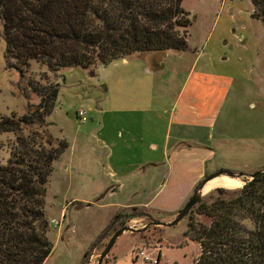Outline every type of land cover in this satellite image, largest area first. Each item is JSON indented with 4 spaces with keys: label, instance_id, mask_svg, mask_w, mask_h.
Wrapping results in <instances>:
<instances>
[{
    "label": "rangeland",
    "instance_id": "obj_1",
    "mask_svg": "<svg viewBox=\"0 0 264 264\" xmlns=\"http://www.w3.org/2000/svg\"><path fill=\"white\" fill-rule=\"evenodd\" d=\"M251 2L183 0L191 16L189 48L167 51L163 71L154 68L152 53L91 70L74 67L53 73L36 61L26 69L12 68L6 64V44L0 38V120L18 119L39 104L30 86L60 83L54 111L43 124L0 134L2 165L11 159L18 136L39 133L49 136L53 147L67 144L53 162L46 185L45 214L53 250L44 264H98L105 246L123 227L130 230L118 237L102 264H195L200 244L186 234L188 217L174 226L163 225L179 213L171 212L192 197L195 184L205 179L201 174L209 178L223 173L206 183L215 182L204 194L208 199L213 187L241 189L264 167V24L252 17ZM191 68L210 74L196 73L176 106L172 96ZM190 93H196L195 102H189ZM188 104L194 108L191 114ZM142 106L156 111L143 113ZM125 107L137 110H121ZM81 109L87 111L85 123L77 117ZM175 111L180 113L176 121L187 118L196 125H169ZM205 122L210 126H203ZM111 149L113 165H121L123 172L156 160L157 178L124 182L114 191L118 184L103 168L109 162L104 152L111 157ZM194 218L206 221L198 214ZM142 252L153 260H143Z\"/></svg>",
    "mask_w": 264,
    "mask_h": 264
},
{
    "label": "trees",
    "instance_id": "obj_2",
    "mask_svg": "<svg viewBox=\"0 0 264 264\" xmlns=\"http://www.w3.org/2000/svg\"><path fill=\"white\" fill-rule=\"evenodd\" d=\"M251 1L252 17L264 24V0ZM182 2L0 0L6 64L26 69L36 61L58 73L74 67L97 69L143 53L186 51L191 16ZM30 87L39 95V104L18 119L2 118L0 134L43 124L54 111L60 83ZM66 146L63 142L53 147L52 139L39 133L18 136L11 159L0 164V264H44L50 257L46 185L53 162ZM197 214L206 221L196 220ZM187 217L186 234L200 244L195 264H264V175L246 181L241 189L215 188Z\"/></svg>",
    "mask_w": 264,
    "mask_h": 264
},
{
    "label": "crops",
    "instance_id": "obj_3",
    "mask_svg": "<svg viewBox=\"0 0 264 264\" xmlns=\"http://www.w3.org/2000/svg\"><path fill=\"white\" fill-rule=\"evenodd\" d=\"M166 55H167V52L166 53H163V54H161V53H152V60H153V62H154V68L156 69V68H161V71H163V67L165 66V64H164V59H165V57H166ZM156 56H158V57H156ZM155 58H158V59H156L155 60ZM128 61V58H126V59H124V62L126 63ZM196 63L198 64V59L196 60ZM148 72H150V73H152L153 72V70L152 69H150ZM175 72H176V70H175ZM198 72H200V71H198ZM198 72H196L195 71V69L194 68H191L190 69V71L188 72V75H187V77H186V80L184 81V83H182L181 84V86H179L178 87V89L175 91V93H174V95L172 96L174 99L172 100V101H174V105H176V106H179L180 105V103H181V101L184 99V97H185V95H186V92H187V89H188V85H189V83H191V80H192V78L195 76V74L196 73H198ZM198 74H200V75H208V74H210V71H207V70H204V71H202V72H200V73H198ZM174 78V77H173ZM175 82H174V79H171L170 80V82H169V84H170V86H171V88H173V84H174ZM163 94L165 95V93H164V91H163ZM190 98H191V100H189V102L190 101H192L193 99V101L195 102L197 99H196V93L195 94H192V93H190V96H189ZM161 99H162V94H161V97H159V102H160V104H161ZM188 106L190 107V110L188 111V113L189 114H191V112H192V110L194 109L193 108V106L192 105H190V104H188ZM133 107H135V106H133ZM173 108H174V106H172ZM131 108V109H130ZM121 110H124V111H127V112H131V111H136L137 109H132V107H125V108H122ZM140 110L141 111H143V113L144 112H155L156 111V109H153V108H151V107H140ZM118 113H121V112H118ZM175 113H176V111H175ZM106 114V113H105ZM104 114V115H105ZM180 115V113L179 112H177L176 114H174V115H171L170 117H169V125H170V121L171 122H173V121H176L175 120V118L176 117H178ZM206 123V124H205ZM205 123H203V126H206V125H209L210 123L209 122H205ZM209 123V124H208ZM176 124H177V126H186V125H192V126H194V125H196V124H193L192 122H191V120H189V119H187V118H185V119H181L180 121H176ZM172 126V125H171ZM210 126V125H209ZM172 128V127H171ZM171 128L169 129V131L167 132V135L168 134H170V132H171ZM183 140H185L186 141V137H184V138H182ZM190 139H192V137H190ZM108 146V145H107ZM107 146H105V148L107 147ZM153 147H157V146H155V145H153ZM188 148H191V145L189 146H187L186 147V149H188ZM186 149H184V151H186ZM179 150V149H178ZM213 150L214 149H210L209 150V152H210V154L213 152ZM189 150H187V152H188ZM105 157H108L109 159H108V163L107 164H105V165H103V168L104 169H108L109 171L107 172V173H109V176H110V178L112 179L111 180V182L112 183H114V182H116L118 185H119V188L121 187V185L123 186V184H124V182L125 183H127V182H144V181H147V180H153V179H155V177L157 178V167H158V163H156L157 161L156 160H152V161H150V162H147V163H145V164H140L138 167H135V168H130L128 171H126V172H123L124 171V169L122 168V166L120 165V166H114L113 165V154H114V151H113V149H111V154H112V156L110 157L109 156V153L107 154V151L105 150ZM118 164H120V162H118ZM121 167V168H120ZM205 177V174L203 175V174H201L200 176H199V178L201 177ZM203 177V178H204ZM198 178V179H199ZM200 178V179H201ZM224 182H225V184L227 183H229V182H227L226 180H224ZM195 184V183H194ZM194 184H192V188H193V186H194ZM215 184V182H213V183H210V184H208V185H206L205 186V188H204V191L203 192H206V191H208L213 185ZM220 186V185H219ZM195 187H196V184H195V186H194V189H195ZM217 186H215V187H213V188H216ZM191 188V189H192ZM212 188V189H213ZM133 192L134 193H136V195L137 194H139L140 192L139 191H137L136 189H134L133 190ZM191 196V195H190ZM182 198H184V196H181V197H179L178 198V202L179 201H181L182 200ZM181 208H183V206L182 207H180V208H178L177 209V211H173V212H171V214H175V213H177V212H179L180 210H181Z\"/></svg>",
    "mask_w": 264,
    "mask_h": 264
},
{
    "label": "water",
    "instance_id": "obj_4",
    "mask_svg": "<svg viewBox=\"0 0 264 264\" xmlns=\"http://www.w3.org/2000/svg\"><path fill=\"white\" fill-rule=\"evenodd\" d=\"M223 173H216L213 174L211 177H207L204 179L203 182L200 183V185L198 186V188L195 190V192L193 193L192 197H190L185 205L183 206V208L179 211L178 215L176 216L175 220L170 222V223H164L163 225H167V226H174L176 225L180 220H182L184 217H186L187 215H189V213L192 211V209L199 203V201L201 199H203L205 192L204 191V187L206 185V183H209L210 181L220 177ZM264 175V167L262 169H260L259 171H255L250 175V179H255V178H259L261 176ZM231 178H235L234 175H230ZM114 191L117 190V188L119 187V185H115L113 186ZM127 228H121L120 230H117L114 235L112 236V238L110 239L109 243L107 246H105L104 251L102 252L101 256H100V260L98 262V264H102L104 262V259L108 257L112 247L115 245L118 237L120 235H122L123 233L127 232Z\"/></svg>",
    "mask_w": 264,
    "mask_h": 264
},
{
    "label": "built area",
    "instance_id": "obj_5",
    "mask_svg": "<svg viewBox=\"0 0 264 264\" xmlns=\"http://www.w3.org/2000/svg\"><path fill=\"white\" fill-rule=\"evenodd\" d=\"M86 113L87 111L84 110V109H81L79 110V112L77 113V117L78 119L80 120L81 123H85L86 122ZM51 223L54 224V226L56 227L57 224H56V221L55 220H51ZM141 257L143 258V260H147V261H150V260H153V257L151 258L150 256H148L145 252H142L141 253Z\"/></svg>",
    "mask_w": 264,
    "mask_h": 264
},
{
    "label": "bare ground",
    "instance_id": "obj_6",
    "mask_svg": "<svg viewBox=\"0 0 264 264\" xmlns=\"http://www.w3.org/2000/svg\"><path fill=\"white\" fill-rule=\"evenodd\" d=\"M227 182H229V179L228 178H225Z\"/></svg>",
    "mask_w": 264,
    "mask_h": 264
}]
</instances>
